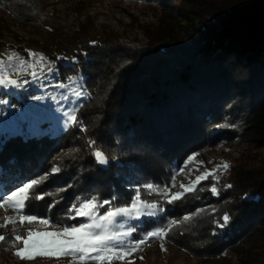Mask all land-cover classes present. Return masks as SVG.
Returning a JSON list of instances; mask_svg holds the SVG:
<instances>
[{
    "label": "trees",
    "instance_id": "obj_1",
    "mask_svg": "<svg viewBox=\"0 0 264 264\" xmlns=\"http://www.w3.org/2000/svg\"><path fill=\"white\" fill-rule=\"evenodd\" d=\"M59 1L76 10L83 5L82 0ZM139 1L154 3L160 9L177 6L185 21L170 22L160 16L147 45L138 46L116 41L109 45L88 35L83 39L82 30L63 36L45 26L53 40L50 47L43 45L44 56L57 62L60 78L83 73L88 96L77 115L87 131L72 126L53 137L14 135L0 143V184L8 191L37 177L53 163L62 168L40 188L51 192V198L33 200L27 214L67 222L69 204L85 195H96L100 200L117 197L116 204L128 203L121 184V173L125 174L128 166L138 169L141 179L168 184L175 165L219 134L242 136L249 131L255 147L264 148V0ZM41 3L0 0V11H9L38 28L43 24ZM100 91L105 99L98 97ZM247 106L246 117L238 115ZM217 123L221 127H215ZM89 140H95L108 156L107 165L95 161ZM73 146L77 150L82 147L80 155H59ZM85 146L89 151L86 161ZM58 155L60 161L54 159ZM241 161L231 157L230 168L217 173L218 181L210 177L198 186L203 190L178 206L165 205L170 209L166 216L172 219L203 210L188 228L176 233L183 248L190 249L200 236L203 244L197 252L220 256L252 228L264 225V166L245 168ZM4 176L5 181L1 179ZM76 179L80 183L76 184ZM212 184L218 195L211 193ZM59 197V203L49 208ZM225 213L231 217L229 225L218 228L216 222H222ZM165 222H148L147 226L152 229ZM204 242L210 246L207 253Z\"/></svg>",
    "mask_w": 264,
    "mask_h": 264
},
{
    "label": "rangeland",
    "instance_id": "obj_2",
    "mask_svg": "<svg viewBox=\"0 0 264 264\" xmlns=\"http://www.w3.org/2000/svg\"><path fill=\"white\" fill-rule=\"evenodd\" d=\"M82 1L83 5H81L80 10H76L66 7L59 0H41L43 6H41L43 12L41 22L43 24L38 28L13 16L9 11H0V59L6 60L7 55L13 51L25 59H28L27 50L44 55L43 45L50 47L49 44L53 40V35L47 33L45 26L59 31L63 36L75 35L82 30L84 34H81L80 37L83 39H85V35H88L89 38H97L107 44L116 41L120 44L138 46L147 45L149 36L153 34L160 16L170 22L183 23L185 21V16L179 13L177 6H165L160 9L154 3L139 0ZM177 4L179 2H176L175 5ZM3 20L4 24H2ZM28 62L31 63V60L29 59ZM53 62V73H48L46 71L48 65H45V70L37 81L32 80L30 70L21 76L14 66H8L7 70L13 73L12 78L27 79L29 83L25 85V89H0V99L7 101L6 104H0V143L7 137L14 135H20L24 138L59 135L65 129L62 126L61 114L56 111L57 105L51 99V95L59 97L62 92L69 95L68 102L61 100L59 104V107L64 110L76 107V104L80 106L87 98L88 93L83 84V73L81 71L73 72L62 79L60 78L57 62ZM37 70L39 71V69ZM69 78H75L76 83H70ZM59 84L69 85V88H59L57 87ZM79 85H82L80 90L85 92L86 95L81 97L76 104H73L72 101L75 100V97L72 95V90ZM32 96H41L44 99L37 101L31 99ZM99 96L100 98L103 97L101 91L98 92ZM103 99L105 98L103 97ZM248 107L241 109L238 115L246 117ZM219 124L217 123L215 127ZM213 132L215 131L211 130V133ZM248 132H245L242 136H233L230 133L219 134L213 141H208L206 145L187 155L180 164L172 168V176L175 175L176 177L177 187L171 190L173 192L179 190V184H189L190 181L195 180L196 176L201 175L206 170L214 169L224 162L228 163L231 157L241 159V166H245V168L257 169L264 166V148L257 149L253 141V135ZM80 146H78V150L76 146H73L71 151L63 149L64 151H60L59 155L65 156V153L80 155V148H82ZM84 149L86 161L89 151L86 146ZM82 152L84 153V151ZM194 153L198 155L195 156L194 160L188 162V157ZM80 160L84 166V159L80 158ZM186 162L187 167H185ZM85 165L87 166V164ZM51 166L41 174L50 171ZM181 168L184 169L183 172H179ZM85 170L89 169L85 167ZM0 171H2L1 167ZM121 174L123 178L121 184L129 200L135 189L140 185L144 183L159 185L151 179H141L140 171L130 168V166H128V171L125 174ZM38 176L35 178H38ZM1 179L5 181L7 177L4 176ZM170 181L171 178L168 184H170ZM78 183H80V180H77L76 184ZM97 187L102 189L103 186L98 184ZM72 188L74 190L73 185ZM142 195L146 196L143 191ZM146 198L152 199L153 197L146 196ZM74 201L75 199L71 203ZM16 215L17 213L13 209L5 205L4 208H0V224L4 223L5 217ZM200 215L194 216L193 220H196V217L199 218ZM80 219L82 218H77V220ZM68 222H70V225L77 221L68 220L62 223L67 224ZM147 223L146 220L141 225L138 233L134 234V239H139L142 233L151 230L148 228ZM44 227L38 223L28 224L25 222L21 225L17 222L15 225L0 228V235L10 237L14 234V230L18 233H25L29 228L44 230ZM186 227L188 228L189 225L184 224L177 228V231L174 230L169 238L164 241L151 240L148 242L143 246L142 251L135 254L134 264H264V225L252 228L238 243L227 247L220 256L207 255L205 252L202 254V251L197 252L199 245L203 244L200 236L198 241L190 245V249L183 248L180 244L181 240H177L175 236H177L178 231L185 230ZM47 230L52 229L49 227ZM187 240L190 241L191 239L188 238ZM161 243L164 244L167 251L161 250ZM204 246H206L205 251L207 253L210 246L207 242H204ZM14 250L11 241L0 242V264H68L69 260V258L37 257L32 261H21L13 255ZM141 256L143 257L142 260L139 258Z\"/></svg>",
    "mask_w": 264,
    "mask_h": 264
},
{
    "label": "snow or ice",
    "instance_id": "obj_3",
    "mask_svg": "<svg viewBox=\"0 0 264 264\" xmlns=\"http://www.w3.org/2000/svg\"><path fill=\"white\" fill-rule=\"evenodd\" d=\"M27 51L28 59L15 51L8 54L6 60L0 59V89H25V85L29 83L27 79L12 78L13 73L7 70L10 65L14 66L21 76L30 70L33 81H37L39 76L43 74L45 65H48L46 71L53 73V61H49L41 53ZM29 59L31 63L28 62ZM57 59L65 58L57 57ZM69 79L70 83H76L75 78ZM57 87L69 88V85L59 84ZM80 88L82 85L72 90V95L75 97V100L72 101L73 104H76L81 97L86 95ZM31 99L40 101L44 97L32 96ZM51 99L57 105L56 111L61 114L62 126L65 130L76 126L79 131H87L82 121L78 119V104L76 107L67 110L59 107L61 100L69 101V95L62 92L59 97L51 95ZM6 103L7 101L0 99V104ZM217 127H221V125ZM88 143L89 147L93 149L92 156L95 161L99 165H107L109 158L103 150L97 147V142L89 140ZM64 155L67 156L68 153ZM196 155L198 154L194 153L189 156L188 162L194 160ZM54 159L60 161L62 158L58 155ZM185 167H187V162ZM229 168L230 165L227 162L217 165L216 168L206 170L201 175L196 176L195 180L190 181L189 184H179V190L174 192L171 189L177 187L175 175L171 177L170 184L163 186L144 183L135 189L129 202L122 205L115 203L117 197L100 200L96 195L77 196L65 214V219L77 222L69 225L63 224L61 221L52 222L50 218H38L36 215L26 214V208L33 200L42 201L46 197L51 198V192L40 191V188L54 178L56 174L62 172L59 164H53L50 171L39 175L38 178L29 179L15 186L14 190L8 191L6 185L0 184V208L7 205L17 213L16 216L5 217L0 228L15 225L17 222L21 225L27 222L28 224L38 223L45 226L44 230L29 228L25 233H18L14 230V234L10 237L0 235V242L11 241V246L15 249L13 255L21 261H32L37 257H45L69 258L68 264H134L135 254L142 251L143 246L148 242L168 239L175 229L188 224L194 216L203 212L200 209L195 213L185 214L181 219H172L167 218L166 214L170 209L166 208L165 205L178 206L179 202L187 199L189 195L203 190L198 187L202 181L208 180L210 177L218 181L217 173L226 172ZM183 171V168L179 169V172ZM68 187H72V185H68ZM227 187L231 188L232 185L229 184ZM58 191L63 192L66 189H59ZM142 191L146 196L153 198H146L145 195H142ZM210 191L213 195L219 194L215 184H212ZM60 199L62 197L53 200L49 204V208L55 207ZM77 218L82 219L77 220ZM146 220L153 223L166 222L142 233L139 239H134V234L138 233ZM221 220L222 222H216L217 227L224 229L229 225L231 217L225 213ZM49 227L52 230H47ZM160 247L162 251H167L163 243ZM139 258L143 259L142 256Z\"/></svg>",
    "mask_w": 264,
    "mask_h": 264
}]
</instances>
